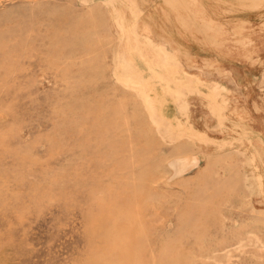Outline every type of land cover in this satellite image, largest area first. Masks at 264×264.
<instances>
[{
	"label": "rangeland",
	"instance_id": "obj_1",
	"mask_svg": "<svg viewBox=\"0 0 264 264\" xmlns=\"http://www.w3.org/2000/svg\"><path fill=\"white\" fill-rule=\"evenodd\" d=\"M0 264H264V0H0Z\"/></svg>",
	"mask_w": 264,
	"mask_h": 264
}]
</instances>
